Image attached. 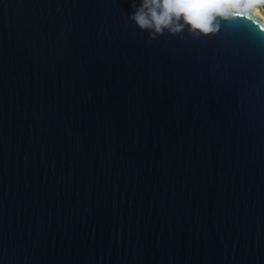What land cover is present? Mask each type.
<instances>
[{
    "label": "water",
    "instance_id": "95a60500",
    "mask_svg": "<svg viewBox=\"0 0 264 264\" xmlns=\"http://www.w3.org/2000/svg\"><path fill=\"white\" fill-rule=\"evenodd\" d=\"M149 38L131 0H0V264H264V20Z\"/></svg>",
    "mask_w": 264,
    "mask_h": 264
},
{
    "label": "clouds",
    "instance_id": "9594fccd",
    "mask_svg": "<svg viewBox=\"0 0 264 264\" xmlns=\"http://www.w3.org/2000/svg\"><path fill=\"white\" fill-rule=\"evenodd\" d=\"M238 0H131L128 17L149 38L167 32L181 36L209 35L217 31L220 21L228 19L229 6Z\"/></svg>",
    "mask_w": 264,
    "mask_h": 264
},
{
    "label": "trees",
    "instance_id": "16d2710c",
    "mask_svg": "<svg viewBox=\"0 0 264 264\" xmlns=\"http://www.w3.org/2000/svg\"><path fill=\"white\" fill-rule=\"evenodd\" d=\"M249 3H258L263 8L264 11V0H238V3L230 5L229 7L241 9Z\"/></svg>",
    "mask_w": 264,
    "mask_h": 264
},
{
    "label": "bare ground",
    "instance_id": "6f19581e",
    "mask_svg": "<svg viewBox=\"0 0 264 264\" xmlns=\"http://www.w3.org/2000/svg\"><path fill=\"white\" fill-rule=\"evenodd\" d=\"M247 9L252 11L257 16H259L262 20H264V12L259 7L252 5L251 7L247 8Z\"/></svg>",
    "mask_w": 264,
    "mask_h": 264
},
{
    "label": "rangeland",
    "instance_id": "374dc122",
    "mask_svg": "<svg viewBox=\"0 0 264 264\" xmlns=\"http://www.w3.org/2000/svg\"><path fill=\"white\" fill-rule=\"evenodd\" d=\"M255 4V3H254ZM264 12V11H263Z\"/></svg>",
    "mask_w": 264,
    "mask_h": 264
}]
</instances>
